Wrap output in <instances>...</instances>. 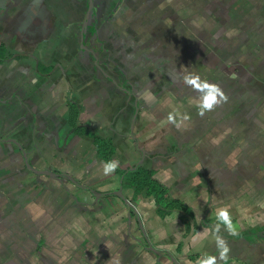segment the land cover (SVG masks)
<instances>
[{
    "label": "crops",
    "instance_id": "0c3cea01",
    "mask_svg": "<svg viewBox=\"0 0 264 264\" xmlns=\"http://www.w3.org/2000/svg\"><path fill=\"white\" fill-rule=\"evenodd\" d=\"M66 2L0 0V264H264V0Z\"/></svg>",
    "mask_w": 264,
    "mask_h": 264
},
{
    "label": "flooded vegetation",
    "instance_id": "af4514ba",
    "mask_svg": "<svg viewBox=\"0 0 264 264\" xmlns=\"http://www.w3.org/2000/svg\"><path fill=\"white\" fill-rule=\"evenodd\" d=\"M63 1H65V0H57V2L60 4ZM118 4H119L118 0H91V1H89V4L82 3L80 0H67L65 6L69 9V11L73 15L80 14V12H82V10L86 11V17L87 18L84 21L85 25L87 23L88 24L94 23V21H95L94 16H91V15H92L93 10L96 11V9L99 12V20H97V22H95V24L100 23V20H101L103 25H105V23H107V22L111 23V25H112L115 22L114 21L115 19H108V16H106V14H108L110 11H112L111 15L113 16L114 13L119 9ZM22 35L24 36V34H22ZM22 35L21 36L18 35V37H16L18 41L14 40V39H13L14 41L11 39L8 41L9 43H11L10 48L11 47L12 48H18V46H20V45H26L27 39L24 38ZM66 41L68 42V40H66ZM0 44H1V41H0ZM81 49H82V47H81ZM13 50H16V49H13ZM26 52H27V50H26ZM111 53L112 52H110V54ZM73 54H74V52H73ZM95 54H98V51ZM78 55H76V57Z\"/></svg>",
    "mask_w": 264,
    "mask_h": 264
},
{
    "label": "clouds",
    "instance_id": "9594fccd",
    "mask_svg": "<svg viewBox=\"0 0 264 264\" xmlns=\"http://www.w3.org/2000/svg\"><path fill=\"white\" fill-rule=\"evenodd\" d=\"M197 87H199V85H197ZM205 87L206 88L210 87V93L204 98V103L201 107L202 110L200 112L201 115L204 114L205 110L208 111L212 110V108L215 105H218L221 102V100H223V93L219 90V88L216 85L206 84ZM218 96L220 97L219 100L217 99ZM117 166H118L117 161L108 162L104 168L105 174L115 170ZM221 215L227 217V212H222ZM219 248L221 249L220 259L227 262L228 259L227 254L229 252V249L223 240L219 241ZM201 264H216V259L215 257H209L207 260L202 261Z\"/></svg>",
    "mask_w": 264,
    "mask_h": 264
},
{
    "label": "water",
    "instance_id": "95a60500",
    "mask_svg": "<svg viewBox=\"0 0 264 264\" xmlns=\"http://www.w3.org/2000/svg\"><path fill=\"white\" fill-rule=\"evenodd\" d=\"M92 14H93V16H95L96 15V17H97V13L95 14L94 12H92ZM92 16V15H91ZM98 18V17H97ZM86 34V33H85ZM87 36V35H86ZM84 33H82V35H81V38H82V43H84ZM85 39H87V37L85 38ZM81 47H82V50L83 51H85V52H87V49H86V47H85V45L83 44V45H81ZM99 52V51H98ZM96 52L95 51H92V53L90 52V54H94L95 56H96V54H95ZM94 59H96V57H94ZM0 141H2V140H0ZM7 142H10V143H12V144H14V145H16L17 147H18V149H19V151H20V153L22 154V158H23V162H24V164H25V168L29 171V172H31V173H33V174H35V175H37V176H46V177H49V178H52V179H58V180H61V177L59 176V175H56V174H54V173H51V172H49V171H40V170H36V169H34L33 167H32V165L30 164V161L28 160V154H26V152H25V150L22 148V146L19 144V142L18 141H16V140H8ZM67 178H68V180L70 181V182H72L74 185H76V187L78 186L79 187V185H77L76 183H75V181H74V179H72L71 177H69V176H66ZM86 190H88L89 192V194H92L93 192H92V190H89V189H86ZM121 199H123V196L121 195V194H119L118 195ZM96 197H97V195H96ZM98 198V197H97ZM123 201H124V203H126V204H128V206L130 207V208H132V206H131V204L129 203V201L128 200H125V199H123ZM131 217V216H130ZM141 229H142V227H141ZM148 249H150L154 254H156V255H158L159 256V252L155 249V248H153V247H149ZM171 260L175 263V264H177V262L174 260V258H172L171 257Z\"/></svg>",
    "mask_w": 264,
    "mask_h": 264
},
{
    "label": "rangeland",
    "instance_id": "374dc122",
    "mask_svg": "<svg viewBox=\"0 0 264 264\" xmlns=\"http://www.w3.org/2000/svg\"><path fill=\"white\" fill-rule=\"evenodd\" d=\"M29 63H34V62L30 61ZM43 65H44V64H43Z\"/></svg>",
    "mask_w": 264,
    "mask_h": 264
}]
</instances>
